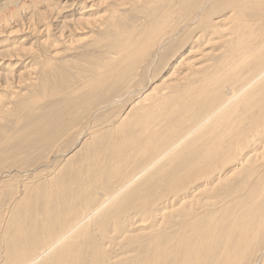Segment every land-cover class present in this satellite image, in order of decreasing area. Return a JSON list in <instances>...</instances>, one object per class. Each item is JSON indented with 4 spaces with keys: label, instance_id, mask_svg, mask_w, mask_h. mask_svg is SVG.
I'll return each mask as SVG.
<instances>
[{
    "label": "bare ground",
    "instance_id": "bare-ground-1",
    "mask_svg": "<svg viewBox=\"0 0 264 264\" xmlns=\"http://www.w3.org/2000/svg\"><path fill=\"white\" fill-rule=\"evenodd\" d=\"M15 1L0 2V24L19 20L16 15L23 7L5 12L17 4ZM45 1L48 10L49 0H30V6L41 15L44 11L39 4ZM121 1L113 7L117 15L109 19H116V28L112 32L100 28L101 37L87 43L92 61L82 59L87 65L77 67L74 74L65 69L69 59L64 54L58 56L59 61H45L42 93H28L29 103L22 102L27 96L20 97L21 102L18 99L17 110L29 113L46 98L45 93L57 100L61 94L72 96L74 100L62 99L65 107L61 103L63 114H69L68 121L52 123L43 135L42 130L35 133L36 126L35 134L30 128L31 135H40L25 143L48 153L56 152L63 139V144L70 141L72 145L59 156L66 161L59 169L62 173L53 170L49 174L53 180H45L43 188L24 191L25 199H37L36 204L29 208L27 202L20 201L10 208L15 219L0 233V264H115L105 246L119 237L129 245L137 241L139 252L136 255L135 248L126 250L116 264H264V164L259 166L256 159L264 154L258 152L260 149L256 156L245 151L251 148L252 135L264 131V0ZM132 1L139 12L127 8ZM80 9L84 12H78L75 23L93 19V13H87L92 9ZM218 14L222 18L216 20ZM137 18L145 20L141 37L136 33L139 25L123 27L125 20ZM258 22L261 25L255 26ZM76 29L72 27L71 32L78 33ZM210 42L216 47L204 48L203 44ZM175 45L189 51L185 50L186 56L171 70L186 64V78L191 79L193 73L202 74L201 78H192L185 86L169 82L173 94L166 96L173 100L170 110L160 109L153 115L145 108L148 112L142 115L135 109L137 105L172 79L173 72L169 70L156 84L149 80V85L141 86L144 73H138L139 66L151 55L148 63H154L163 50ZM10 50H0V69L6 64L1 54L9 55ZM147 66L142 70L146 72ZM1 77L4 82L0 88L25 81L23 75L13 76L12 70L0 71ZM137 77L139 86H133ZM86 89L84 99L77 96ZM8 98L0 105V116L17 101L10 95ZM127 98L131 103L128 101L125 113L107 123L124 126L121 134L116 135L114 125L105 136L97 135L102 129L92 127L96 115L105 108H121ZM48 109L45 114H50ZM43 122L38 124L45 125ZM0 128L2 141L13 138L14 129ZM234 158L246 167V177L237 187L213 191L215 187L207 185L221 179L220 169H228L231 164L227 161ZM22 162L16 160L13 166L17 164L16 172L25 175ZM254 179L257 183L253 187ZM217 192L220 207L209 200ZM1 209L0 220L6 217V209ZM137 225L143 233L133 236L130 231Z\"/></svg>",
    "mask_w": 264,
    "mask_h": 264
},
{
    "label": "rangeland",
    "instance_id": "rangeland-1",
    "mask_svg": "<svg viewBox=\"0 0 264 264\" xmlns=\"http://www.w3.org/2000/svg\"><path fill=\"white\" fill-rule=\"evenodd\" d=\"M2 1H4V0H0V2H2ZM39 1H41V0H39ZM49 1L51 2V6L49 5L51 8L48 10H46V8H47L46 7L47 6L46 1L43 3H40V4L38 3L41 10L44 11V12H42L41 15H39V13L36 10H34L32 8V6H30V0H16L15 2H17V4H15V5L11 4V6H9V8L5 10V12L7 13L10 10L13 11L15 8L23 7L21 9V13H19V15H16L17 16L16 18H18L19 20H13L12 19L10 21L4 22L3 24H0V50L4 49L5 47L6 48L10 47L11 48L10 51H12L11 54L6 55V56L1 54V56L4 57V59H6V64L4 66L3 65L1 66L0 71L7 73V72L12 70L13 76L23 75V78L25 79V81H23V82L20 81V83H17V85L13 84L12 87L3 88V86H4L3 85L2 88H0V105H2L3 102L10 100V98H8L9 95L13 99L15 98L17 100L16 102H14L15 104L12 103V105H10L11 108L9 111L6 112L7 114H4V116L2 114L3 118H2V116H0V125L2 127L4 125L5 128L9 127V129L10 128L14 129L13 134L15 135L14 136L12 134L13 138L11 137L12 138L11 140H10V137H9V139H4L3 141H2V139H0V208H2L3 211L6 209V212H5L6 214L4 215V217L5 216L6 217L0 220V223H2V224H0V233H4V231L7 228L8 222H10L12 219L13 220L15 219V217H14L15 214L14 213L11 214V212H9L10 208H12L14 205L15 206L20 205V203L22 201L27 202L29 204L27 207H29V208H30V206L36 204L37 199L36 200L25 199L26 194L24 191H26L27 188H28L27 189L28 191L30 189H34V188H36V186L43 188L42 183L45 182V180H49V181L53 180L51 178V176L53 174L51 176L49 174L53 170L57 169V171H58L60 168L64 167L63 164L66 163V161L61 159L59 156H60V154H63V151L69 150V148L72 145L70 143V141L68 142V144L67 143L63 144L62 143L64 140L63 139L62 142L60 143V148L58 147V148H56L58 150H55L56 152H50V153H48V150H44V149L41 150V149H38L36 146L33 147L32 145H25V143L29 144V142H27V141H29V138H30V142H31V140H32L31 137L35 136L34 134L36 132H38V130H42L39 132H40V134L43 135L44 133H42V132L48 131V128L49 129L51 128L50 125L52 123L54 126L55 123H60L62 119L64 120L69 115L67 113L63 114V110L61 111V109H62L61 103H63V107H65L63 98L66 97V98H69L71 100H74V98L72 96H67V95L62 96V94H61L60 96H58V100H61L62 101L61 102V101L57 100V97H52V96L48 97L47 94L45 93L46 98L43 101H41L38 105L34 106L35 111L32 110L29 113L22 112V111L20 112L19 110H17L19 100H20V102L22 101V99H20V97L23 98L24 96H27L28 93H33V92H36V93L38 92L39 94L42 93L43 89L41 88V84L43 83L42 80L45 79L44 78L45 75H44V72L42 69L44 68L43 64L45 61L53 60L56 62L58 60V56H62L64 54V55H66V58L69 59V60H67L68 62H67V64L64 65V67L68 71L71 70L73 72L72 74L76 73L77 69L80 66H82V64L87 65L86 62L88 60L92 61L91 58L93 57V55H90L91 52L89 50L88 51L86 50V46L89 44L88 42H90L92 40H98L101 37V36H98V34H99L98 31L100 28H104V31H106V32H109V31L112 32L116 28V26L113 25L114 21L116 19H111V20H109V19L111 18L110 17L111 15H113V14L117 15V13L113 12V7L117 3L122 2L121 0H59V1L58 0H49ZM18 2H20L21 5H26V4L27 5L24 8V6H20V4ZM217 2L218 1H216V3ZM135 4H136V2L132 1L131 3H128L127 8H129V9L135 8V10L137 12H139V9H138V7L135 6ZM44 5H46V6H44ZM80 7L85 8V9L86 8L92 9L90 12H87V13L88 14L93 13V16H94L93 19L88 20V21H81V22L75 23L73 21V19H78V16H79L78 12H81V11L84 12V10L80 9ZM23 12H25V13H23ZM178 15H180V14H178ZM178 15H176V16L178 17ZM98 16H102V17L99 18ZM186 18L187 17L185 16L183 18V20H185ZM218 18H222V14H218L215 16L216 20H218ZM71 21H73V22H71ZM144 21L145 20L143 18H137V19H133V20L128 19V20H125L123 27L126 29H132L135 24L139 25L138 27H136V29H137L136 33L138 36L140 35L139 37H141V36H143L141 32L144 28V24H143ZM180 21L177 20L176 23H178ZM100 25H102V26H100ZM260 25H261L260 22L255 24V26H260ZM74 26L77 27L76 31L79 30L78 33H76L75 31L71 32V29H72V27L74 28ZM179 35H181V33ZM71 36H75V38H71ZM72 39L74 40L75 44L70 42ZM173 43H175V40L173 41ZM204 44H206V43H204ZM204 44H203L204 48L209 49V50H212L216 47V44H213V42L207 43L206 45H204ZM179 46L176 47V45H175V46H173L174 48L168 47L165 51L163 50L162 53L160 54V56L158 57L157 61H155L154 63H148L149 62L148 60L151 59L152 55L150 57H148V59L146 58L144 62H141L142 64H140V66H139L140 69L138 70L139 74L142 75L144 73L143 77H142L143 81H142L141 86L149 85V83H148L149 80H154V82L156 84V82H158L161 79L162 75L167 74L168 71L171 70L174 63L178 62L182 57L186 56V55L183 56V54L187 53V51H185V50L188 48L182 49V47L181 46L179 47ZM175 49H177V50H175ZM188 51H189V49H188ZM125 52H127V51H125ZM87 53H89V54H87ZM83 54H85V55H83ZM197 54H199L198 51L193 53V55H196L195 58L198 57ZM70 58H71V60H70ZM168 58H169V60H168ZM72 59H74V60H72ZM82 59L83 60L85 59L86 62L83 61ZM79 61H81V62H79ZM201 61L202 62L208 61V58L204 59V61L200 60V62ZM78 63H80L81 65ZM147 65H149V66H147ZM145 66L148 67L146 72L143 71L145 69ZM186 66H187L186 64H182L180 67L171 70L173 72L172 79L168 80L165 83L160 84L158 86L157 90H155L152 93L153 95L150 98L148 97V99L141 101L140 105H137V107L135 109L136 110L139 109L141 111L142 115L148 111H151L154 115V114L158 113L160 111V109L166 110V111L170 110V107H171L173 100L170 97L166 98V96H170L173 94H172V88L168 89V83L174 81L175 86H185L188 84V82L192 78H193V80L201 78L200 76L202 74H200V73H193L192 75L189 76L191 79L186 78L185 73H187V71H188L187 70L188 68ZM12 67H13V69H12ZM14 67H16L15 68L16 71H15ZM142 68H143V70H142ZM71 71H69V72H71ZM64 78H59V79L62 81V80H64ZM137 79L138 80H136L132 84L133 86H139L138 82L140 81V79L138 77H137ZM3 82H4V77H1L0 78V84H2ZM40 89H42V90H40ZM64 90L65 89L63 88V94H64ZM86 91H87V89L77 96H80L82 99H84V94L86 93ZM28 97H30V96L25 97L22 102H24V100H25L26 103H29L30 99ZM161 97H163V98H161ZM135 100L136 101L140 100V97H136ZM125 101H126L125 104H123L121 107L123 109H121V108L116 109V107L105 108V109L101 110V112L96 115L92 127H95V129L97 127L102 129V130L98 131L97 135L105 136L107 133L112 131V128L114 127V125H117V124L112 123V125L107 126V123L111 122L112 120H113L112 122L117 120L119 118V116L122 115V113L124 112L123 110L125 108L127 109V103L129 104V102L131 103V101H129L128 98ZM52 102H54V104ZM54 105L55 106L58 105L59 108L56 107L57 109L56 108L54 109V107H55ZM99 105H101V103ZM51 106H54V107L51 108ZM15 107H16V109H15ZM31 107L33 108V104L31 105ZM43 107H44V109H43ZM47 108L50 109V110L49 109L47 110V113H50V114H45L46 112L44 110H46ZM145 108H149L148 111L145 112V110H144ZM55 110H58V111H55ZM94 110L95 109H93V111ZM52 112H53V114H52ZM55 113H56V115H54ZM21 115H23V116L25 115L23 117V120L14 121L15 119L17 120V118L20 117ZM28 115H30V116H28ZM41 115H43V117H41ZM51 116H54V117L52 118ZM59 116H61V117H59ZM38 117H40L41 119ZM109 117H110V119H108ZM48 118H50V120ZM27 119L30 121H27ZM44 119H45V121H44ZM106 119H108L109 121L107 120V122H106ZM69 120H71V119L69 118ZM67 121L68 120L66 118V120L64 122H67ZM29 122H31V123L33 122L34 124L32 123V125H30L31 123H29ZM35 122L36 123L37 122L38 123H40V122L45 123L46 122L45 123L46 126L44 124H38V123L36 124ZM100 122H102V123H100ZM27 125H29V126H27ZM35 126L37 128H35ZM47 126H48V128H47ZM84 126H86V125H84ZM24 127H26V128H24ZM30 128H32L31 131L33 130V128H35L34 129L35 133L33 130L32 132L34 134L32 133V135H31V131H29ZM44 128L46 129L45 131H43ZM86 128H87V126H86ZM124 128L125 127L122 126L121 124L117 125V127L115 129L116 135H120ZM0 130H3V129L0 128ZM6 130L8 131V128ZM23 130L27 134H25L23 132ZM22 132H23V134H22ZM40 134H36L35 137H38ZM23 135H25V136L27 135V137L23 138L22 137ZM76 137H74L73 139H75ZM20 138L22 139L21 141L19 140ZM251 138H252V141L250 142L251 148H253L255 143H257L259 141H261V143L259 145H257L256 148H253V149L246 148L245 151L248 152L252 156L253 155L256 156L255 151L257 149H260L258 152L264 154V149L261 150L262 145H264V131L254 133ZM33 139H34V137H33ZM82 141H83V139H82ZM129 141H130V137H128V139H126L124 141L125 146L128 145ZM40 143L41 142H39V144ZM19 147H22V148H19ZM30 147H33V148H30ZM43 151H45V152H43ZM58 153H59V155H58ZM261 156L259 155V158H258V156L256 157V159L259 163V166L264 164V157L261 159ZM66 157H65V159H66ZM16 160H17V162L23 161L22 163H25L24 165H22V168H21L23 171L26 172L25 175L22 173L19 174L18 172H16V169L19 170L18 167H16L17 164H15L13 166V164L16 162ZM28 161L29 162L31 161L30 164H28L29 163ZM67 162L70 163L73 161L68 160ZM238 162L235 160V158L233 160L227 161V163H230L231 166L226 170L220 169L221 179H217L216 181H214L215 183L218 182V184L215 185V183H213V184L207 185V186L215 187L213 189V191H215V192L223 190L224 187H228V186L237 187V186H239V183L246 177V175H244V172L246 171L245 170L246 167L242 166V165H238L237 164ZM31 163H33V164L31 165ZM236 164H237V166H236ZM69 165H74V163L69 164ZM260 168H263V167H260ZM7 170H9V172L11 174H9V172H6ZM233 171H236V172L233 175L229 176V173H231ZM60 173H62V169L57 172V174H60ZM48 177L51 179H48ZM255 180L256 179L253 180L254 182L253 181L251 182L253 187L255 186L254 183H257ZM209 187L207 189H205V191H204L206 196H208V193H210ZM218 195H219V192H217V194L214 198L209 199L212 201L214 200L216 202L217 206L222 205V203L219 202L220 200L218 198ZM41 196L42 195L40 194V197ZM38 197L39 196L37 195V198ZM41 200L42 199H40L39 201H41ZM2 209H1V211H2ZM138 225L133 226V228L130 231L131 233H134V234H132L133 236H135L136 234L143 233V232H141L142 227L138 226ZM138 236H140V235H138ZM109 242H110V244H109ZM105 248H106L107 252H109L110 256L112 257V261L115 262V264H116V262H120L121 261L120 258L125 256L124 254H125V252H127L126 250L131 249V248H135V251H136L138 249L137 248V241H135L131 245H129V241L122 239V237H119V239L115 240V241H107ZM136 252H133V253H136ZM138 252L136 253V255L138 254Z\"/></svg>",
    "mask_w": 264,
    "mask_h": 264
}]
</instances>
